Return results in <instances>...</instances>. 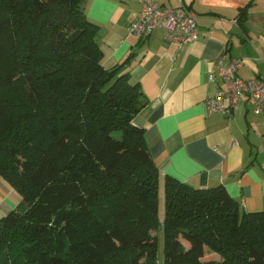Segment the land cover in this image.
I'll use <instances>...</instances> for the list:
<instances>
[{
  "label": "trees",
  "instance_id": "16d2710c",
  "mask_svg": "<svg viewBox=\"0 0 264 264\" xmlns=\"http://www.w3.org/2000/svg\"><path fill=\"white\" fill-rule=\"evenodd\" d=\"M82 1L0 0V176L21 195L0 216V264H158L156 230L162 264H264V210L223 185L165 175L159 223L132 54L103 67Z\"/></svg>",
  "mask_w": 264,
  "mask_h": 264
},
{
  "label": "crops",
  "instance_id": "0c3cea01",
  "mask_svg": "<svg viewBox=\"0 0 264 264\" xmlns=\"http://www.w3.org/2000/svg\"><path fill=\"white\" fill-rule=\"evenodd\" d=\"M175 5L176 0H153ZM197 14L198 36L185 45L167 41L162 29L141 38L127 31L140 11L137 0H83L99 25L101 63L111 68L132 54L124 71L138 82L146 103L132 119L159 170L192 187L223 185L246 212L264 210V103L241 105L229 115L207 112L205 99L218 81L219 62L242 60L237 75L264 80V0H183ZM246 7L245 18H240ZM21 202L0 176V216Z\"/></svg>",
  "mask_w": 264,
  "mask_h": 264
},
{
  "label": "built area",
  "instance_id": "2783aa9c",
  "mask_svg": "<svg viewBox=\"0 0 264 264\" xmlns=\"http://www.w3.org/2000/svg\"><path fill=\"white\" fill-rule=\"evenodd\" d=\"M140 11L128 23L127 31L145 38L153 30L162 29L167 41L185 45L198 36L197 14L183 0L175 5H164L153 0H137ZM242 60H220L217 72H211L208 79L218 81L215 93L205 99L207 112L219 111L229 115L241 105L250 104L253 112L263 111L264 80L257 76L241 77L237 75Z\"/></svg>",
  "mask_w": 264,
  "mask_h": 264
},
{
  "label": "rangeland",
  "instance_id": "374dc122",
  "mask_svg": "<svg viewBox=\"0 0 264 264\" xmlns=\"http://www.w3.org/2000/svg\"><path fill=\"white\" fill-rule=\"evenodd\" d=\"M158 221L159 223L163 221L164 219V198H163V182L159 184V192H158ZM153 234H156L158 237V250H157V263L162 264L163 261V254H164V238H163V231L162 230H156L153 232ZM212 254L219 258V255L215 252H212Z\"/></svg>",
  "mask_w": 264,
  "mask_h": 264
}]
</instances>
